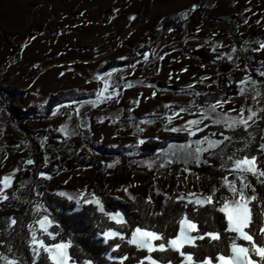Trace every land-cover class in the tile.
<instances>
[{
  "label": "rangeland",
  "instance_id": "374dc122",
  "mask_svg": "<svg viewBox=\"0 0 264 264\" xmlns=\"http://www.w3.org/2000/svg\"><path fill=\"white\" fill-rule=\"evenodd\" d=\"M199 6L204 10L201 24L193 27L188 23L183 33L162 41L145 67L107 71L112 62L138 56L150 34L160 29L165 19L186 20ZM15 7L22 10V22L26 24L12 29L8 26V12ZM42 28L44 32H40ZM6 38L20 46L8 66L4 65L9 54ZM206 41L212 43L213 53L224 56L232 66L226 74L230 82L248 78L240 84L237 96L218 100L223 106L217 112L238 116L243 108L245 117L249 109L257 112L247 129H227L207 119L199 125L203 130L214 126L230 132V140L208 152L221 158L213 173L219 175L223 197H230L231 193L221 187L225 176L229 180L236 178L229 172L232 162L228 157L252 156L250 144L255 132L246 131L264 118V111H259L264 109V88L258 83L253 85L249 78L252 70L264 77V49H260L264 43V0H0V136L5 138L0 144V177L15 173L14 184L24 176L30 165V139L42 145L41 131L62 133L67 152L79 160L91 159L95 153L136 156L149 140L188 134L170 129L201 119V112L217 102L212 103L214 99L209 96H225L219 85L221 70L216 63L203 64L181 48L169 52L166 49L182 44L197 49ZM155 63L156 69L148 71L147 67ZM100 77L111 85L109 90L115 87L120 91L116 99L93 106L88 101L96 100L103 85ZM241 88L245 89L243 94ZM195 96L208 100L200 103ZM52 98L55 102H81L74 111L42 119ZM30 108L38 109L37 117L16 120L10 115V110L25 112ZM181 108L186 111L181 112ZM64 127L67 134L61 131ZM119 166V161L112 163L113 169ZM213 187L215 179L193 171L154 175L142 171L131 177L126 173L116 175L114 181L107 182L106 192L117 201H132L130 196L149 197L152 192L164 196L183 194L187 203L189 193L207 195ZM12 188L13 185L6 190L7 195ZM48 189L56 195L63 191L73 197L85 189L96 193L95 172L91 167L62 172L50 179ZM248 194L252 195L250 189ZM4 201L0 200V204ZM70 201L79 210L86 205ZM13 217V212L0 208V236L10 228Z\"/></svg>",
  "mask_w": 264,
  "mask_h": 264
},
{
  "label": "trees",
  "instance_id": "16d2710c",
  "mask_svg": "<svg viewBox=\"0 0 264 264\" xmlns=\"http://www.w3.org/2000/svg\"><path fill=\"white\" fill-rule=\"evenodd\" d=\"M203 18L204 10L199 6L189 13L186 20H178L173 17L165 19L162 27L150 34L148 44L140 51L138 56L112 62L107 66V71L145 67L153 59L155 49L162 41L183 33L188 23L193 27L199 26ZM44 30L42 28L40 32H44ZM50 32L54 33L55 31L51 30ZM30 34L33 33L30 32ZM6 39L9 44V54L5 57L4 65L8 66L19 53L20 46L13 43L9 38ZM177 48H181L199 58L203 64L216 63L219 66L222 76L219 85L225 91V96L223 97L220 94L209 96L214 99L211 100L212 103L239 94V86L245 79L230 82L226 78V74L231 71L232 66L224 56L213 53L212 43L206 41L197 49L188 48L183 44L173 45L168 47L166 52ZM146 54L148 55L147 60L144 59ZM156 67L157 64L155 63L148 66L147 70L154 71ZM249 78L264 88V77L259 76L252 70ZM100 86L103 87L102 84ZM119 91L118 88H111L108 93L112 94V98L109 100L116 99ZM197 100L204 103L203 101L208 100V98L195 96V101ZM80 102L81 100L55 102L52 98L45 108L44 114L40 117L42 119H54L62 113L76 110ZM2 106L3 101L0 103V107ZM53 112L56 114L53 115ZM10 115L16 120H19L20 117H37L38 109L30 108L25 112H21L20 109H13L10 110ZM253 132H255V136L250 144L251 154L257 156L258 160L264 163V153L260 151V145L264 144V118L247 130L246 134ZM213 133H215L214 136ZM229 133L224 127L210 126L191 137L188 134H176L162 136L159 140H149L140 147V152L136 156L95 153L91 159L79 160L73 154L67 152V140L62 133L57 130L41 131L39 134L41 135L42 145L38 141L30 139L32 146L30 159L34 163L30 164L24 176L13 184L12 191L8 195L9 199L0 204L1 210L13 212V218L17 221L14 226H11L0 236V254L7 256L9 259L17 260L20 264H32L33 256L29 246L31 235L28 225L33 222L34 216L37 215L35 207L39 204L43 205V208L47 209V213L50 214V218L59 224V228L54 227L52 229L60 232L58 239H71L73 241V247L69 251L77 264H82L85 259L91 260L92 264H119V258L122 254L129 257L128 260L124 261V264H138V260L143 258L146 253L137 251L120 241H109L108 244H105L101 235L102 232L108 227L116 226L97 212L94 206L86 204L79 210L74 202L51 193L48 189L50 179L43 178L40 175L44 173L46 176L54 178L62 172L75 171L86 167H91L95 172L96 194L102 198L105 209L110 212L119 211L123 213L131 227L154 226L157 231L163 232L166 238H171L178 231L179 226L176 222L183 214H188L190 218L200 224L202 229L210 230L214 228L222 231L225 226L222 218L223 214L211 207L200 208L197 211L193 205L179 200L178 194L164 196L155 192H152L149 196L151 197V203L146 202L149 197L143 196L136 197L132 201H117L107 195L106 184L114 181L118 174L126 173L128 177H131L134 172L149 171L154 175L160 172L175 174L184 170L208 175L209 178L215 179V187L219 189L221 183L219 175L213 173L215 167L219 166L221 162V158L217 154L213 156L212 152H205L201 156V162L197 164L194 159L176 151V147L185 145L190 140L202 139L205 136L210 139L223 140L224 136ZM3 139L5 140L0 136V144ZM170 146L172 147L170 148ZM206 146L205 144L204 147ZM173 151H176L175 155H173ZM115 161H119L120 166L117 169L109 167ZM151 166L153 168H150ZM250 181L255 186L258 196L264 200V184L256 183L253 178H250ZM224 194V190H219L217 198L223 197ZM44 214V211L41 210L38 215ZM124 231L127 232L129 229H124ZM227 235L232 234L228 233ZM115 243H121V249L112 252L110 245ZM198 243L200 244L199 249L188 250L197 253L200 258L206 255H215L220 249L227 250L226 240L215 246L206 240ZM109 254L117 259L109 260ZM153 256L171 259L173 264L180 259L176 253H153ZM160 263L164 264V259H161ZM0 264H6V262L0 259ZM36 264H44V262L41 259Z\"/></svg>",
  "mask_w": 264,
  "mask_h": 264
},
{
  "label": "snow or ice",
  "instance_id": "6c2138e0",
  "mask_svg": "<svg viewBox=\"0 0 264 264\" xmlns=\"http://www.w3.org/2000/svg\"><path fill=\"white\" fill-rule=\"evenodd\" d=\"M260 49H264V43L260 44ZM144 59H148L147 54ZM261 75H264V73H261ZM99 79L103 81V87L96 93V100L88 101L93 106H97L112 98V94L108 93L111 85L104 77ZM247 79L241 83L247 82ZM255 83V81H252L253 85ZM131 86V84L128 85V87ZM240 91L243 94L245 89L241 88ZM116 94L118 95V93ZM256 95L259 96L260 93L257 91ZM222 106L223 102L217 101L215 104L210 105L207 110L201 112V119L189 120L183 128L174 127L170 131H187L190 137L195 136L197 131H203L202 128H199V125L206 119L212 120L214 124L223 125L227 129H235L240 126L247 129L249 121H253L254 117L257 116L256 111L249 109L248 112L250 114L245 117L243 108L239 110L238 116H231L226 112H217V109L222 108ZM180 111L183 112L186 109L181 108ZM259 111H264V109ZM55 114L53 112V115ZM175 115L179 116V113ZM172 119L173 117H168V122L171 123ZM193 128H195V131ZM61 131L67 134L66 127L62 128ZM212 135L214 136L215 133ZM225 140H230V137L224 136L223 140H215L205 136L202 139L190 140L185 145L177 146L176 151L194 159L199 164L201 156L205 152L220 147ZM140 143H144V141L141 140ZM205 144L207 145L206 147H204ZM176 151H173V155L176 154ZM260 151L264 153V144L260 145ZM228 159L232 162L229 172L230 174L235 173L236 178L229 180L225 176L221 187L226 188L231 193L230 197L217 198L216 194L219 189L216 187H213L207 195L189 193L187 197V204L193 205L197 211L200 208L211 207L215 211L222 213V218L225 222L222 231L214 228L210 230L202 229L196 220L190 218L188 214H183L176 222L179 226L176 234L171 238H166L165 234L157 231L154 226L131 227L123 213L107 211L102 198L95 192H88L85 189L76 197L63 191L59 192L58 195L67 197L69 200L75 199L78 205L82 201L84 204L94 206L97 212L116 226L108 227L102 232L104 243L120 241L127 246L135 248L137 251L146 253L143 258L138 260V264H160L161 259H164V264H173L171 259L154 257L153 253H176L180 259L176 260L175 264H264V200L258 196L255 186L248 179L249 176H252L255 177L256 183L264 184V163L260 162L255 155H245L240 158L229 156ZM27 163L33 164L34 161L29 159ZM109 167H112V165H109ZM221 167L223 168L224 165H221ZM14 175L15 173H12L0 177V200L9 199L6 190L12 187ZM40 175L43 178L51 179L50 176H46L44 173ZM249 189L252 195L248 194ZM130 199L134 200L135 197L130 196ZM178 199L183 201L186 198L181 194ZM146 202L151 203V197ZM41 210L44 211V215H38ZM35 213L37 215L34 216L33 222L28 225L31 235L29 246L33 256L32 264H36L41 259L44 264H77L69 251L73 247V241L71 239H58L60 232L52 229L60 226L54 219L50 218L47 209H44L43 205L38 204L35 207ZM16 223L17 221L14 218L10 219L9 227L14 226ZM124 229H129V231L126 232ZM228 233L232 235L229 236L227 235ZM205 240L214 246L226 240L227 250L220 249L215 255H206L203 258H200L197 253L188 250L199 249L200 244L198 242ZM110 247L112 252L120 251L121 243L112 244ZM0 259H3L6 264H20L17 260L9 259L2 254H0ZM108 259L116 260L117 258L109 254ZM128 259V255L122 254L119 258V264H124V261ZM82 264H92V261L85 259Z\"/></svg>",
  "mask_w": 264,
  "mask_h": 264
},
{
  "label": "crops",
  "instance_id": "0c3cea01",
  "mask_svg": "<svg viewBox=\"0 0 264 264\" xmlns=\"http://www.w3.org/2000/svg\"><path fill=\"white\" fill-rule=\"evenodd\" d=\"M9 15H11V19H9L8 26H11L10 28H17V26H24L26 23L22 22V10L19 8H16L14 10H11L8 12ZM25 21V20H24ZM11 29V30H12Z\"/></svg>",
  "mask_w": 264,
  "mask_h": 264
}]
</instances>
